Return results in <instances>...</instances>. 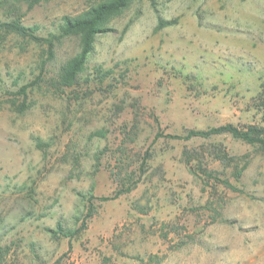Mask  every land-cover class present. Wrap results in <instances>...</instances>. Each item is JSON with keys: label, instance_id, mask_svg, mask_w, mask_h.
Listing matches in <instances>:
<instances>
[{"label": "rangeland", "instance_id": "rangeland-1", "mask_svg": "<svg viewBox=\"0 0 264 264\" xmlns=\"http://www.w3.org/2000/svg\"><path fill=\"white\" fill-rule=\"evenodd\" d=\"M99 1L0 0V264H264L261 147L166 136L264 127V0H130L60 86Z\"/></svg>", "mask_w": 264, "mask_h": 264}, {"label": "trees", "instance_id": "trees-1", "mask_svg": "<svg viewBox=\"0 0 264 264\" xmlns=\"http://www.w3.org/2000/svg\"><path fill=\"white\" fill-rule=\"evenodd\" d=\"M39 1L41 0H31L33 3ZM129 2L130 0H101L80 14L62 17L58 25V34L61 37H74L77 40L78 50L74 56L60 65L58 85L72 86L78 82L79 75L94 50L96 36L111 29L107 26L108 19L119 14ZM159 22L161 23V19ZM10 27L19 34H29L28 28L18 21H13ZM49 52L52 50L50 49ZM225 133L251 145H257L264 151V127L257 125H249L242 129L231 123H225L206 129H189L185 134H166V136L176 139H190L194 137L209 138ZM73 231L65 229L63 233L70 235Z\"/></svg>", "mask_w": 264, "mask_h": 264}]
</instances>
